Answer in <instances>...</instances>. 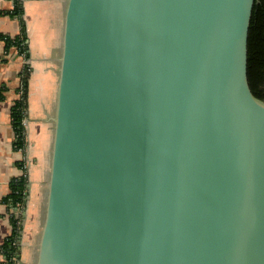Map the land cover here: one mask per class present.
Wrapping results in <instances>:
<instances>
[{"label": "water", "instance_id": "obj_1", "mask_svg": "<svg viewBox=\"0 0 264 264\" xmlns=\"http://www.w3.org/2000/svg\"><path fill=\"white\" fill-rule=\"evenodd\" d=\"M255 2L66 0L34 264H264Z\"/></svg>", "mask_w": 264, "mask_h": 264}, {"label": "crops", "instance_id": "obj_2", "mask_svg": "<svg viewBox=\"0 0 264 264\" xmlns=\"http://www.w3.org/2000/svg\"><path fill=\"white\" fill-rule=\"evenodd\" d=\"M21 20L10 15L13 3L0 0V56L2 36H19L23 30L28 49L26 64L12 48L0 62V246L11 233L2 199L12 178L25 176L26 203L16 264H34L38 225L42 223L53 137L54 104L58 78L61 35L66 0H20ZM27 66L26 109L23 118L25 146L13 150L15 133L10 109L19 96ZM41 216V221H40ZM3 256L0 250V262Z\"/></svg>", "mask_w": 264, "mask_h": 264}, {"label": "trees", "instance_id": "obj_3", "mask_svg": "<svg viewBox=\"0 0 264 264\" xmlns=\"http://www.w3.org/2000/svg\"><path fill=\"white\" fill-rule=\"evenodd\" d=\"M12 3L13 7L9 12L10 15L21 20L23 14L21 1H13ZM25 39L23 26L19 36H2L4 53L0 56V62L6 61L5 56L12 48L16 49L18 55L23 54L25 58H28ZM248 61L249 77L253 91L259 98L264 99V0H256L255 2L249 37ZM27 69L28 67L25 66L22 83L18 89L19 96L14 100L10 109L11 125L15 133L12 148L17 151L25 146L23 118L26 109ZM26 182L25 176L12 178L9 181V192L2 199L3 204L6 206V216L11 225V233L0 246L3 256L0 264H16L20 255L18 241L22 228V213L26 203Z\"/></svg>", "mask_w": 264, "mask_h": 264}, {"label": "rangeland", "instance_id": "obj_4", "mask_svg": "<svg viewBox=\"0 0 264 264\" xmlns=\"http://www.w3.org/2000/svg\"><path fill=\"white\" fill-rule=\"evenodd\" d=\"M264 100V99H263ZM24 213H25V207H24V210H23V213H22V218H24ZM42 220H43V217H42ZM40 221H41V216H40ZM42 224V223H41ZM41 224L38 225V233L36 234V237H35V240H37L39 238V233H40V228H41ZM34 256L36 257V252L34 253Z\"/></svg>", "mask_w": 264, "mask_h": 264}, {"label": "built area", "instance_id": "obj_5", "mask_svg": "<svg viewBox=\"0 0 264 264\" xmlns=\"http://www.w3.org/2000/svg\"><path fill=\"white\" fill-rule=\"evenodd\" d=\"M10 1L13 2V1H18V0H10ZM16 53H17V52H16ZM17 55H18V54H17ZM18 57H21L22 60H23V63L26 64V62H27V58H25L23 54H19ZM21 224H22V221H21Z\"/></svg>", "mask_w": 264, "mask_h": 264}]
</instances>
